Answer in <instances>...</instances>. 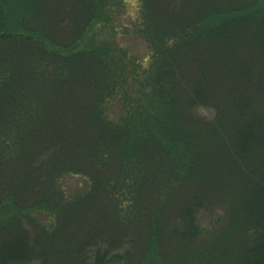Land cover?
<instances>
[{
  "label": "trees",
  "instance_id": "obj_1",
  "mask_svg": "<svg viewBox=\"0 0 264 264\" xmlns=\"http://www.w3.org/2000/svg\"><path fill=\"white\" fill-rule=\"evenodd\" d=\"M134 1L0 0V264H264V0Z\"/></svg>",
  "mask_w": 264,
  "mask_h": 264
},
{
  "label": "rangeland",
  "instance_id": "obj_2",
  "mask_svg": "<svg viewBox=\"0 0 264 264\" xmlns=\"http://www.w3.org/2000/svg\"><path fill=\"white\" fill-rule=\"evenodd\" d=\"M135 6L136 3L134 0H128L126 9L121 15L120 20L125 23L127 19L129 20V18H133L132 12ZM119 40L122 45L129 50L131 56H133L138 61H142L143 56L147 53L148 50L146 44L139 37H137L133 33L126 34V32L122 31V35L119 37Z\"/></svg>",
  "mask_w": 264,
  "mask_h": 264
}]
</instances>
